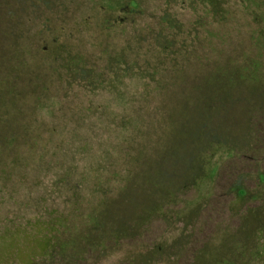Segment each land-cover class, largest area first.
I'll list each match as a JSON object with an SVG mask.
<instances>
[{"label": "rangeland", "instance_id": "374dc122", "mask_svg": "<svg viewBox=\"0 0 264 264\" xmlns=\"http://www.w3.org/2000/svg\"><path fill=\"white\" fill-rule=\"evenodd\" d=\"M0 264H264V0H0Z\"/></svg>", "mask_w": 264, "mask_h": 264}]
</instances>
